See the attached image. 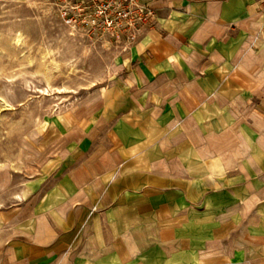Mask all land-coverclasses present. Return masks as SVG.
<instances>
[{
    "label": "crops",
    "instance_id": "obj_1",
    "mask_svg": "<svg viewBox=\"0 0 264 264\" xmlns=\"http://www.w3.org/2000/svg\"><path fill=\"white\" fill-rule=\"evenodd\" d=\"M141 1L156 18L102 93L100 141L71 130L0 206V264H264L260 0Z\"/></svg>",
    "mask_w": 264,
    "mask_h": 264
},
{
    "label": "rangeland",
    "instance_id": "obj_2",
    "mask_svg": "<svg viewBox=\"0 0 264 264\" xmlns=\"http://www.w3.org/2000/svg\"><path fill=\"white\" fill-rule=\"evenodd\" d=\"M86 5L89 0H0L2 208L52 176L71 130L101 139L91 123L101 117L102 93L114 85L118 62L137 35L128 40L95 29ZM118 101L110 96L111 128Z\"/></svg>",
    "mask_w": 264,
    "mask_h": 264
},
{
    "label": "built area",
    "instance_id": "obj_3",
    "mask_svg": "<svg viewBox=\"0 0 264 264\" xmlns=\"http://www.w3.org/2000/svg\"><path fill=\"white\" fill-rule=\"evenodd\" d=\"M259 3L264 26V0ZM84 8L90 10L85 14L89 25L113 35L123 34L128 40L134 39L156 18L155 10L141 0H89V5Z\"/></svg>",
    "mask_w": 264,
    "mask_h": 264
}]
</instances>
